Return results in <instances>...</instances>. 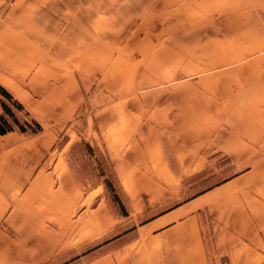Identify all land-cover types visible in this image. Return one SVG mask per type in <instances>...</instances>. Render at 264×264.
Instances as JSON below:
<instances>
[{
  "label": "crops",
  "instance_id": "crops-1",
  "mask_svg": "<svg viewBox=\"0 0 264 264\" xmlns=\"http://www.w3.org/2000/svg\"><path fill=\"white\" fill-rule=\"evenodd\" d=\"M175 3L235 15L227 101L189 103L180 89L173 102L159 87L94 112V67L131 73L108 49L130 39L109 29ZM196 3L0 0V86L41 126L0 134V264H264V0ZM193 29L182 27L184 43ZM194 104L217 116L173 117ZM78 140L85 157L102 151L114 184L84 186L70 160ZM222 170L188 194L190 175Z\"/></svg>",
  "mask_w": 264,
  "mask_h": 264
},
{
  "label": "rangeland",
  "instance_id": "rangeland-1",
  "mask_svg": "<svg viewBox=\"0 0 264 264\" xmlns=\"http://www.w3.org/2000/svg\"><path fill=\"white\" fill-rule=\"evenodd\" d=\"M197 1L185 0V5L188 4L190 10L197 9ZM4 2L8 3L5 0ZM117 5L118 3H114L112 6ZM156 6V8H151L149 14L143 12L129 14V21L123 23L120 30L109 29L110 36L130 39L127 42H119L113 48L108 46V49L109 51L124 52V58L127 60L125 65L128 66L125 70H131V73L125 77H118L117 72L111 70L110 62L105 64L107 65L105 70L94 67L89 87L94 112L106 104L133 102V98L136 96L139 101L147 100L145 97L150 96V92L159 87L168 88L166 95L173 102H181L180 89H188L191 92L186 99L189 103L227 101V90H218V88L220 86L228 87V72L231 66L228 61L229 36L230 30L235 29L237 25L235 15L229 13H185L181 12L182 4L180 3H175L172 5L173 10L167 8V11L164 7H159L158 4ZM191 11L196 12V10ZM169 17L175 23L172 28L165 24L169 21ZM183 26L200 27L199 30L188 31V43L181 40L182 32H184L181 30ZM240 32L237 30L238 34ZM8 103L20 123H30L31 125L32 120L37 122L23 106L20 109L10 102ZM172 112L174 118L185 115L194 121L217 116L213 110L199 111L196 106L181 109L180 105H175ZM7 118L11 122V118L8 116ZM39 127L41 129L40 125ZM189 127L190 134L195 135L197 124ZM14 129H17L16 125L12 130ZM64 139L65 137H62L59 144L63 143ZM84 143L83 140H78L70 147L71 164L76 167L84 186L88 187L101 182V179L104 184L107 181L114 184V176L108 170V164L102 151L96 149V154L92 159L88 156L85 157L82 153L90 152L92 154L93 152L91 148L88 152L85 151L87 148ZM226 174L227 172L222 170L207 175L205 179L201 178L204 175H190L187 178L190 183L188 194L198 192L202 187Z\"/></svg>",
  "mask_w": 264,
  "mask_h": 264
},
{
  "label": "trees",
  "instance_id": "trees-1",
  "mask_svg": "<svg viewBox=\"0 0 264 264\" xmlns=\"http://www.w3.org/2000/svg\"><path fill=\"white\" fill-rule=\"evenodd\" d=\"M8 102L16 108H22V105L16 101L11 94L0 86V105L3 109V112L0 114V134L11 131L14 125L22 132H37L40 129L38 123L34 120L31 121V125L30 123H20ZM7 116L11 118V122H9Z\"/></svg>",
  "mask_w": 264,
  "mask_h": 264
},
{
  "label": "built area",
  "instance_id": "built-area-1",
  "mask_svg": "<svg viewBox=\"0 0 264 264\" xmlns=\"http://www.w3.org/2000/svg\"><path fill=\"white\" fill-rule=\"evenodd\" d=\"M5 1H7V2H8V1H11V0H5Z\"/></svg>",
  "mask_w": 264,
  "mask_h": 264
}]
</instances>
